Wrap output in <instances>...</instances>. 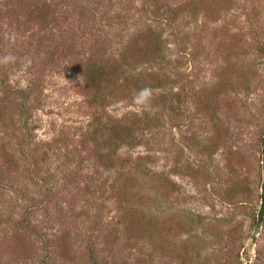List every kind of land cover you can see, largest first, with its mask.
<instances>
[{"label":"rangeland","instance_id":"374dc122","mask_svg":"<svg viewBox=\"0 0 264 264\" xmlns=\"http://www.w3.org/2000/svg\"><path fill=\"white\" fill-rule=\"evenodd\" d=\"M132 54L150 109L113 75L87 95L88 61ZM9 55L0 264H264V0H0ZM125 123L110 166L95 141Z\"/></svg>","mask_w":264,"mask_h":264},{"label":"trees","instance_id":"16d2710c","mask_svg":"<svg viewBox=\"0 0 264 264\" xmlns=\"http://www.w3.org/2000/svg\"><path fill=\"white\" fill-rule=\"evenodd\" d=\"M146 44L140 47V51H143L146 54V56H152L155 59H156V56H159V57L164 56L163 55L164 54L163 42L157 34L150 36ZM140 60L141 59L138 54L137 55L132 54L130 57L128 56L121 57V59H119L118 61L116 60V63H113L111 65V68H108L107 64L105 63L104 64L100 63V65H97L95 61H88L87 65L84 67V70H83V75H84L85 82H86L87 95L91 97V96L99 94L100 91H103V89L106 90L107 80L112 75H113V78H115L114 82L116 86L117 84L120 87H128V86L136 87L137 86L139 90L144 87L151 88L152 85L146 86L143 80V73H147V72L139 71L136 75L131 74L133 73L132 71L135 70L136 64L140 63ZM151 76H152L151 78L152 82L159 83V85H156V86H161L162 77L166 78L165 74H163L162 76L160 73H156V75H151ZM128 80L130 81V83L127 82ZM164 101L165 100L163 96L158 98L157 105L162 106ZM155 117L156 119L158 118L157 115H154L153 118ZM159 120L160 118L157 119V121ZM135 121L137 122L135 125L138 126L137 124L139 123V119ZM135 125L127 126V123L121 124L120 126H116L115 128H112L113 132L111 136H109L111 139L108 138L107 140L102 141V142H99L96 139L95 142L97 146L102 143V146H100V150H102L100 157L102 158L104 163L106 164L108 163L110 166H114V163H113L114 157L111 154L112 151L107 148V144H110V143L114 144L115 151H118L120 147L125 144L127 145L130 144L132 138H130L129 136L133 135V131L135 133V130H134ZM148 214L150 215V217L152 216L151 218H154L156 216V214L153 213V211ZM263 219H264V194H263L262 208H261V211L259 213V217L257 220H263ZM137 230L140 232H144L146 230V227H144L142 223L140 224L138 223Z\"/></svg>","mask_w":264,"mask_h":264},{"label":"clouds","instance_id":"9594fccd","mask_svg":"<svg viewBox=\"0 0 264 264\" xmlns=\"http://www.w3.org/2000/svg\"><path fill=\"white\" fill-rule=\"evenodd\" d=\"M14 61H15V57L9 55V56L4 57L3 60L0 62L7 64V63L14 62ZM133 99L137 105H139L145 109H150L151 108V99H152L151 88L144 87V88L140 89L138 92H136L134 94Z\"/></svg>","mask_w":264,"mask_h":264}]
</instances>
